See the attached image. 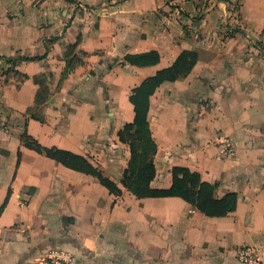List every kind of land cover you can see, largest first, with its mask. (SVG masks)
Instances as JSON below:
<instances>
[{"label":"crops","instance_id":"1","mask_svg":"<svg viewBox=\"0 0 264 264\" xmlns=\"http://www.w3.org/2000/svg\"><path fill=\"white\" fill-rule=\"evenodd\" d=\"M168 1L0 0V54L47 53L18 61L19 86L0 84L6 100L0 105V207L11 189L0 215V264H39L52 250L76 256L77 264H241L235 253L245 245L256 246L264 264V0H211L216 7L202 19H182L187 33L176 18L180 26L166 22L170 39L156 15ZM170 1L199 6L203 0ZM149 13L156 22H148ZM79 35L77 53L86 65L61 80L63 51ZM152 50L160 54L155 65L112 60ZM183 50L197 52L192 70L165 81L150 98L157 144L151 186L170 187L172 168L187 167L218 184L217 198L238 194L237 209L222 217L180 197L139 198L122 183L131 152L115 136L135 117L127 92ZM42 72L51 94L39 108L33 76ZM99 74L111 97L124 96L112 107L109 141L103 140L104 96L92 88ZM25 132L44 146L84 156L122 194L24 146Z\"/></svg>","mask_w":264,"mask_h":264},{"label":"trees","instance_id":"2","mask_svg":"<svg viewBox=\"0 0 264 264\" xmlns=\"http://www.w3.org/2000/svg\"><path fill=\"white\" fill-rule=\"evenodd\" d=\"M225 1V0H220ZM58 40V37H52L50 42ZM82 36L77 37L76 42L70 43L63 51V59L65 60V66L61 74V80L67 77L77 67L85 66L86 62L77 53L78 47L81 43ZM47 56V53L43 56H22L18 58L21 60H35L43 59ZM197 52L194 50H183L174 63L169 67L158 70L154 75L145 78L138 86L133 88L132 94L129 98L134 107L135 117L132 122H127L122 131L135 130V132L141 134L140 141L147 140L151 145L150 159L145 166L139 169V173L136 177L135 183L138 187H132L128 185L127 170H125V181L123 185L128 188L135 196L139 198L144 197H180L185 201L192 204L197 210L210 217H222L229 213L234 212L238 205V194L236 192H228L224 196L217 198L215 191L217 189V183H211L203 181L198 172L192 171L187 167L175 166L172 168V184L167 188H156L151 186V182L156 175L155 155L157 153V144L152 138V132L148 120V112L150 108V98L165 81H176L179 78L187 76L197 62ZM9 59L8 61H10ZM160 60V54L156 50L126 54L119 60V64H132L136 66H150L155 65ZM17 61V62H18ZM39 76L44 80H39ZM33 81L38 86L35 104L37 107H41L49 100L50 80L46 73H39L33 76ZM28 139L30 143L25 142ZM22 142L24 146L35 150L41 155H45L51 159H54L63 165L72 168L74 170L82 171L91 174L99 179L102 185H104L112 194L119 196L122 194V189L110 178L106 177L98 167L93 165L87 158L82 155L76 154L69 150H65L56 146L48 147L42 145L37 139L25 132L22 135ZM121 141L126 143L121 138ZM130 152L133 158L137 156L136 146L131 144ZM19 161L21 160V151L18 152ZM11 189H9L8 195L0 207V215L9 202Z\"/></svg>","mask_w":264,"mask_h":264},{"label":"rangeland","instance_id":"3","mask_svg":"<svg viewBox=\"0 0 264 264\" xmlns=\"http://www.w3.org/2000/svg\"><path fill=\"white\" fill-rule=\"evenodd\" d=\"M217 2L216 1H211V0H203L201 4L198 5H185L183 2L181 4L175 5L173 4L170 0L168 1V7L166 8V10H160L158 11V13L156 14L158 16V18H160V15H162V17L164 18L165 23V37L170 39L173 37V30L171 28L168 27V24H166V22H170V25L176 24L177 26H180L179 23L182 25V19H186L187 17H191L192 20L195 19L196 17L198 19H202L203 17H205L207 11L214 9L216 6ZM10 3H5V5L7 7H10L9 5ZM37 4V3H34ZM229 7V5H228ZM178 8V10L176 9ZM228 9V8H227ZM226 9V10H227ZM232 9V7H231ZM190 13L193 14V16H187V15H191ZM148 17V22H156V17H155V13L152 15V13H149L147 15ZM176 18L178 20V22L174 21ZM190 18V19H191ZM167 19V20H166ZM184 26V33L189 32L186 29V24H183ZM236 28H233V30H235ZM19 57H22L19 56ZM18 56L17 57H13L12 55L6 56V55H2L0 54V60H2L3 62L0 64V84L3 85H7L9 83H14L15 85L19 86L22 81H23V75L19 74V72L16 70V66L18 64ZM123 58V57H121ZM121 58L119 57H114L112 60L114 61L113 63L118 62ZM9 59H11L10 61H8ZM112 60H110V62H112ZM117 64V63H116ZM119 64V63H118ZM39 80L43 81L44 79L42 77L39 76ZM38 87V86H37ZM92 88L94 92H100L103 94L104 96V103H100L101 104V118H104L106 121V128H105V133H104V137L103 140L104 141H109L111 138V131L108 129L109 125L111 127L112 124V119H113V115L111 114L112 112V107L114 106V102L115 103H120V101H122L124 99L123 93L120 91H116L114 93V96L111 97L110 96V92L108 90V87L105 85V83L102 81V75L99 74V80L95 81L94 83H92ZM132 88L129 89V91L127 92V98L129 99L131 94H132ZM6 100L2 99L0 100V105H6ZM22 121V120H21ZM150 125V123H149ZM151 128V127H150ZM122 129V128H121ZM120 129V130H121ZM120 130H118L117 135L115 136V141H121V138L126 141V144L130 150V146L131 144H134L136 146V150H137V156L134 157L132 160V155L130 154L129 157V161H128V167H127V176H128V185H131L132 187H138L135 183L136 177L139 173V169L142 166H145L149 159H150V150H151V145L148 144L146 139L143 140V142L140 141L141 138V134L135 132V130H129V131H122L120 132ZM152 132V131H151ZM152 138L153 134H152ZM25 142L30 143L31 141H29L28 139H25ZM125 181V173H123V179H122V183ZM125 187V186H124ZM127 190L128 188L125 187Z\"/></svg>","mask_w":264,"mask_h":264},{"label":"built area","instance_id":"4","mask_svg":"<svg viewBox=\"0 0 264 264\" xmlns=\"http://www.w3.org/2000/svg\"><path fill=\"white\" fill-rule=\"evenodd\" d=\"M231 12L236 15V5L229 4ZM86 10L85 7H82ZM225 148L227 152H233V147L227 142ZM236 260L241 264H263L262 257L259 253V249L256 246L245 245L236 249ZM78 259L76 256L66 253L64 251L52 250L50 251L39 264H77Z\"/></svg>","mask_w":264,"mask_h":264}]
</instances>
